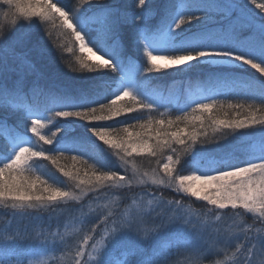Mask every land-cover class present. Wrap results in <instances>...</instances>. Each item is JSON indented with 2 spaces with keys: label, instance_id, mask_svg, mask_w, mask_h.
I'll use <instances>...</instances> for the list:
<instances>
[{
  "label": "snow or ice",
  "instance_id": "snow-or-ice-1",
  "mask_svg": "<svg viewBox=\"0 0 264 264\" xmlns=\"http://www.w3.org/2000/svg\"><path fill=\"white\" fill-rule=\"evenodd\" d=\"M247 2L264 14V0ZM0 4V206L11 210L0 264H50L57 251L62 264H264V15L238 0H167L159 13L148 0H134L139 11L101 0ZM34 32L39 55L60 53L78 84H41L17 51ZM194 71L177 114L153 117L174 95L155 74ZM123 189L131 203L121 208ZM58 212L71 217L63 231Z\"/></svg>",
  "mask_w": 264,
  "mask_h": 264
},
{
  "label": "trees",
  "instance_id": "trees-1",
  "mask_svg": "<svg viewBox=\"0 0 264 264\" xmlns=\"http://www.w3.org/2000/svg\"><path fill=\"white\" fill-rule=\"evenodd\" d=\"M70 3H74L75 0H69ZM102 3H107L109 5H113V6H117L120 7L122 10H129V11H139V9L135 8L134 6V0H101ZM164 0H152L150 3L148 1V4L146 5L147 8L150 9H154L156 10L158 13L159 11L164 7ZM239 3H242L240 0H238ZM243 4V3H242ZM3 11L0 8V14L3 13ZM159 17L157 16L156 18H154L153 20L150 21V23H155L156 19H158ZM221 19H218V23L220 24L221 22H219ZM214 27L217 25H213ZM241 35H247V32H241ZM13 33L12 32H8L6 35V40L8 36H12ZM42 35V33H33V37H32V41L31 43L26 44L23 47H18L17 51L18 52H26L29 55V58L32 59L36 65L37 68L39 69V71L42 73V79H41V84L42 85H47L50 83H55L58 85H68V86H75L76 84L79 83V81H76L73 79L74 76L78 75V74H73V73H69L68 69L65 65V63L63 61H61L59 59V55L60 53H57L56 59H53L51 56L45 55L43 57H41L39 55V53L37 52V50L33 47V45L35 44V42L39 39V36ZM55 36V34H54ZM45 41L47 42V47L53 51H55V49L53 48V45L50 41H47V37H45ZM63 55L65 56V58L68 61H72L73 57L71 56V54H68L66 52L63 53ZM157 76L160 77V79H158L157 81L154 82L155 86H157L160 90V92L163 94L164 97H168L169 96V89L170 88H174V95L172 97V102L169 103V101L167 99L163 100L161 103L162 105L165 106H161L159 108V110L157 112H153L152 115L153 117H159V113L160 112H172L173 117L177 114L175 112V107L177 104H179L180 106H183L184 102L187 99V94L185 93L184 89L187 87L186 81L187 79H191L192 81H197L198 76L200 75L197 72H192L189 74L188 77H174V76H167L164 75L163 73H159V74H155ZM11 79L14 80L17 78V73L13 72L10 73ZM33 77L31 75L28 76V80L31 81ZM184 81V82H182ZM218 99L220 100H225L227 99L226 96H220L218 97ZM235 98H232V101L234 102ZM134 115H142L144 118H146L148 116L147 112L144 113H137ZM16 119V117H12V119L10 120V123L13 122ZM121 119H124V117H121ZM95 139V138H93ZM97 144L100 145L101 148H103L105 150L106 153H110L111 150L107 149V147L105 145H103L100 141H96ZM44 147H49V146H44ZM200 145L196 146L195 150H199ZM109 159L114 162L117 167L118 170L122 172V168H119V161L117 160V158L114 155H109ZM185 161H187L189 159L188 156H185L183 158ZM135 162L137 163L138 166H142V168L144 169H150L151 167L155 166V160L152 159L150 162V159L148 157H136L135 158ZM50 167V166H49ZM183 171L184 173H190V168L185 165L183 167ZM58 175V174H57ZM61 179H63L61 177ZM127 191V189H126ZM140 192V191H137ZM90 196H92L93 194H89ZM121 199L123 201V203L121 204V208H123L124 204L126 203H131V199H130V194L126 195V194H122L120 195ZM164 196L165 198H173L176 197L174 194H172V192L170 191H164ZM189 200L185 199V201L187 202ZM197 201H195L193 198L191 200V203L193 205V207H196L198 210H203V208H200V203H196ZM85 203H88V198L85 199ZM62 208L65 207H69V206H61ZM10 209H5L3 208V206H0V222H3L5 220H7L8 217V213L10 212ZM85 211H87V208L85 209ZM205 211H207V209L205 208ZM45 219H47L48 214L45 213ZM55 215H59L60 216V226H63L66 222H68L70 220V215L68 213L65 212H58ZM75 215V214H73ZM227 219V217H226ZM250 220V219H249ZM55 223L56 221H53V230H55ZM64 230V227L61 228V231ZM61 256H62V252L57 251L54 254H52V256L50 257V264H62L61 262ZM183 257H181L182 259Z\"/></svg>",
  "mask_w": 264,
  "mask_h": 264
},
{
  "label": "rangeland",
  "instance_id": "rangeland-1",
  "mask_svg": "<svg viewBox=\"0 0 264 264\" xmlns=\"http://www.w3.org/2000/svg\"><path fill=\"white\" fill-rule=\"evenodd\" d=\"M149 1V3L152 1V0H148ZM242 3H240V5H241V7H243V8H246V9H249V10H251V11H253V12H256L258 15H264V14H260L259 13V10L258 9H255L254 8V6L253 5H251V4H249L248 2H247V0H240ZM166 2H167V0H164V4H166ZM221 2H228V0H221ZM0 8L2 9V10H6V6H4L3 4H0ZM234 16H235V14H234ZM234 18V17H233ZM219 22H221L220 24H223V25H227L228 23H229V20L228 19H222V20H220ZM24 22L23 21H21V22H19L18 23V25L16 26V29H17V31H21L22 30V24H23ZM8 27H10V26H8ZM9 33H10V31H9ZM241 35V34H240ZM243 36V35H242ZM94 58H96V57H93V59ZM249 71L250 72H253L254 73V70H251V69H249ZM255 75H259L258 73L257 74H255ZM122 171H123V169H122ZM129 174H131V172L129 171ZM185 174H190V173H185ZM112 191H114V190H108V192H112ZM133 192H137V191H142L140 188H133V190H132ZM167 191V190H166ZM119 194L120 195H122V194H126V195H128L129 193H128V190L126 191V189H123V190H119ZM172 194H174L175 196H176V193H173L172 192ZM185 199H188L187 197H185ZM194 199V198H193ZM195 200V199H194ZM196 201V200H195ZM196 203H200L201 205H200V208H203L204 209V211H205V206L203 205V202H200V201H197ZM201 210V209H200ZM201 211H203V210H201ZM249 223H251V220H249ZM64 226V225H63ZM63 226H61V228L63 227ZM69 239H71V238H69ZM214 262H215V257H209L208 258V260H206L205 261V264H214Z\"/></svg>",
  "mask_w": 264,
  "mask_h": 264
},
{
  "label": "bare ground",
  "instance_id": "bare-ground-1",
  "mask_svg": "<svg viewBox=\"0 0 264 264\" xmlns=\"http://www.w3.org/2000/svg\"><path fill=\"white\" fill-rule=\"evenodd\" d=\"M218 19H220V16H217V17H216V20H218ZM93 60H96V58H94Z\"/></svg>",
  "mask_w": 264,
  "mask_h": 264
}]
</instances>
